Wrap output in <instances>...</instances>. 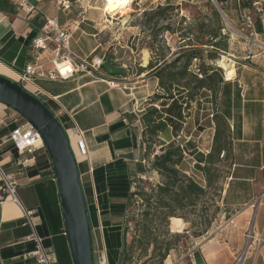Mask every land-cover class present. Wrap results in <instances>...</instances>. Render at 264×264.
Returning a JSON list of instances; mask_svg holds the SVG:
<instances>
[{
	"label": "crops",
	"instance_id": "crops-1",
	"mask_svg": "<svg viewBox=\"0 0 264 264\" xmlns=\"http://www.w3.org/2000/svg\"><path fill=\"white\" fill-rule=\"evenodd\" d=\"M27 1L36 8L32 15L21 10L18 0H0L1 75L15 78L16 72L24 70L31 41L47 17H58L61 24L73 25L72 50L79 59L100 57L102 43L98 26L93 25L96 16L91 12L83 20L77 8L79 4L86 6L89 0H72L77 6L67 13L58 11L56 0ZM146 51L144 61L151 58ZM247 59L237 78L226 79L240 90L239 105L232 109L230 121L234 165L224 190L234 215L206 241L196 244L177 261L174 257L175 264H235L245 249V234L252 223L255 241L243 264H264V242L259 253L254 252L257 241L264 240V50L254 51ZM110 62L119 67L115 61ZM146 67L143 64L141 68ZM138 78L152 84L145 79L146 73L138 74ZM110 79L121 82L125 77L111 76L103 68L94 75L78 73L69 80L39 83L55 99L48 105L59 119H66L74 155L78 165L81 163L82 184L93 192L88 206L95 264H104V259L108 264L119 263L131 178L136 161L144 154L142 104L156 89L152 84L146 91L147 85H143L137 92L128 93L110 87L106 82ZM15 115L11 108L0 104V184L3 171L15 182L20 202L7 200L0 205V264H37L30 256L37 247L36 236L54 254L55 264H73L49 154L40 152L37 160L21 166L18 162L30 155H22L6 142L14 126L9 121ZM211 129L207 154L215 135L214 126ZM117 216L122 220L117 222Z\"/></svg>",
	"mask_w": 264,
	"mask_h": 264
},
{
	"label": "trees",
	"instance_id": "trees-1",
	"mask_svg": "<svg viewBox=\"0 0 264 264\" xmlns=\"http://www.w3.org/2000/svg\"><path fill=\"white\" fill-rule=\"evenodd\" d=\"M228 1L219 4L224 6ZM242 2L247 9L253 5ZM205 9L186 28L183 19L172 27L171 21L179 10L172 2L144 14L145 26L153 25L150 30L153 40L147 47L152 56L148 66L140 68L138 74L146 73L145 79L155 84L156 89L142 104V145L146 157L154 155L153 170L159 180L151 183L139 179L138 174L147 172L142 164H137L126 204L124 240L118 264L131 262L137 250L140 264H164L181 240L171 230V219L190 222L188 218L197 216L199 202L207 194L205 187L194 179L195 174H201L210 187H218L221 180L231 175L234 162L230 121L232 109L239 105L240 90L226 81L223 68L217 64L229 51L221 10L211 2L206 3ZM160 22H165L166 26L158 30ZM257 31L262 33L261 22H257ZM163 32L180 35L183 42L171 60L158 42ZM167 50L171 52L170 47ZM200 114L215 128L208 154L199 151L192 140H183L182 144L179 141V137L183 139V133H187L192 119L196 136L204 132L206 126L201 124ZM60 120L68 129L66 119ZM188 159L193 160V167ZM225 163L229 167L223 176ZM79 169L81 172V163ZM82 186L89 205L93 192L90 187ZM136 199L141 201L139 206ZM132 207L134 210L130 211ZM128 213L130 218H127ZM131 224L134 237L128 244L126 237ZM201 236L203 234H196L197 238Z\"/></svg>",
	"mask_w": 264,
	"mask_h": 264
},
{
	"label": "rangeland",
	"instance_id": "rangeland-1",
	"mask_svg": "<svg viewBox=\"0 0 264 264\" xmlns=\"http://www.w3.org/2000/svg\"><path fill=\"white\" fill-rule=\"evenodd\" d=\"M245 2L253 3L248 10L251 12L252 17L258 22H261V18L264 17V0H244ZM167 2H172L175 6H179V10L175 13L178 16L171 21L172 27L175 28L180 20H184L183 27L186 28L193 22L195 18L198 17L199 13L205 12V5L207 2H211L216 8L222 11L225 18L222 17L223 23L225 25V32L229 38V51L226 55H223L218 61V66L223 65L228 69L234 70V75L232 78H237L238 73H240V67L243 63L248 62L247 57L251 56L254 51L264 50V37L262 35L258 36L255 40L258 43H253L254 39L250 38V31L245 30L242 25V21L239 17V5L235 0H229L228 4L218 6L212 0H134L129 9L125 12V15H117L115 17L108 16L104 11V4L99 0H89L87 2L88 15L94 12L96 16V23L94 26H98L97 31L99 33L100 41L102 47L99 50L98 56H105L107 59L113 60L116 65L124 68V65L128 67V72L123 75L125 79L123 80L128 87V93L137 92L139 87L147 85V82L143 83L141 78H138V70L143 67L145 63L144 58L147 57L148 45L153 40L151 35V27L145 26V12H151L153 9L159 5H165ZM222 7L224 10H222ZM240 7L244 9L243 2L241 1ZM87 16V15H86ZM165 22H160L156 29L160 30L164 28ZM237 31L242 32L246 38L242 37ZM244 31V32H243ZM180 35H173L170 32L162 33V37L158 38V42L165 49V55L168 59H172V54L178 51V47L183 43L181 42ZM170 47L171 52H168ZM251 48V49H250ZM149 50V49H148ZM150 56H152L149 50ZM108 60V61H110ZM150 58L148 60V63ZM148 66V64L146 65ZM223 68V67H222ZM224 70L225 79L226 70ZM152 84H148L145 90H151ZM194 115V111H193ZM192 115V116H193ZM200 119L202 125L206 126L204 132L199 133L196 136V127L193 123V119L190 121L187 133H183V139L179 137V141L182 144L183 140H192L194 144L198 147L199 151L207 154L209 147L211 145L213 131L211 127L206 123L203 118V114H200ZM191 166L193 167V160L188 159ZM229 164L225 163V169L223 171V176H226L228 172ZM196 173V172H195ZM194 179L201 184L206 189V196L199 202L198 214L197 216L189 217L190 222L185 223L184 230L179 232H174L180 236V243L175 250L171 251L170 256L164 264H175L174 257L176 261L183 257L188 250L196 246V244L206 241L211 234L216 231L219 227L223 226L232 215H234V208L227 204V196H224V190L228 183V178L225 177L221 180L218 187H210L204 180L201 174L196 173ZM193 176V175H192ZM157 180L158 176H156ZM221 188V191H219ZM264 192V191H263ZM137 206L141 204L139 199ZM136 203V202H135ZM136 206V207H137ZM134 210L132 207L130 209ZM130 218V213H128L127 218ZM122 218L117 216L116 221H121ZM124 224V223H123ZM124 228V227H123ZM124 231V229H123ZM203 234V236L197 238L196 234ZM173 234V233H172ZM134 237V225H130V231L127 234V243L130 244ZM124 240V234H123ZM99 249V248H98ZM152 250V249H151ZM140 251H136L132 254V261L127 264H140L139 260ZM98 255V254H97ZM146 260V259H144ZM104 264L106 260L104 259ZM110 264V262H109Z\"/></svg>",
	"mask_w": 264,
	"mask_h": 264
},
{
	"label": "built area",
	"instance_id": "built-area-1",
	"mask_svg": "<svg viewBox=\"0 0 264 264\" xmlns=\"http://www.w3.org/2000/svg\"><path fill=\"white\" fill-rule=\"evenodd\" d=\"M99 1L105 3L108 0ZM212 1L217 5V0ZM235 1L239 5V17L242 21V25L245 27V30L250 31L249 36L254 39L253 43H255V39L260 36L257 31V21L252 17L251 12L247 8L242 9L240 7V3L243 0ZM76 3L72 2V0H56V8L59 12L67 13L72 11L74 7L77 6ZM18 4L25 14L32 15L35 13V6L31 5L27 0H18ZM88 7V5L85 6L83 4H79L77 7L80 11L79 14L81 19L83 20L88 13ZM222 17L225 18L223 14ZM72 28L73 25L61 24L58 17H47L44 25L39 30V33L31 41L29 62L22 72H16L14 74L15 78L13 80L19 83L24 90L41 99L47 105L51 100L55 99L41 87L39 84L41 81L69 80L74 78L78 73L94 75L103 69L104 63L108 62L106 61L105 56L94 57L91 60L79 59L72 50L74 36ZM261 28V35L264 37V17L261 18ZM237 32L242 37L246 38L242 32ZM124 67L127 73L129 71L128 67L126 65H124ZM106 82H108L109 86L112 88L129 90L126 83L123 81L119 82L114 79H110ZM12 111L14 110L12 109ZM54 113L56 115L55 111ZM9 123L14 124V126L9 130L6 142L10 143L13 147L19 150L22 155H30V158L20 160L18 162L19 165L25 166V164L31 160H37L40 152H42L43 155L48 153L41 133L22 115L16 112V115L11 118ZM79 134H81V132H79ZM69 137L71 138L70 135ZM84 145L83 141L80 142L82 149L85 148ZM136 162L142 164L147 172L146 174H138L137 176L139 179L155 183L157 181V173L153 170L154 155L146 157L144 149L143 156ZM49 168L53 170L50 160ZM7 200L20 203L17 197L15 182L10 178V176L6 175L2 171V180L0 184V205L5 203ZM35 240L37 241V247L33 252H31L30 256L36 260L37 264H55L54 254L50 250L43 247L41 240L37 236L35 237ZM245 240V249L242 254L237 257L235 264H243L248 252H250L252 246L254 245L253 242L255 241V233L253 223L245 234ZM263 242L264 240L262 238L257 241L256 248L254 249L256 254L259 253L260 246Z\"/></svg>",
	"mask_w": 264,
	"mask_h": 264
},
{
	"label": "water",
	"instance_id": "water-1",
	"mask_svg": "<svg viewBox=\"0 0 264 264\" xmlns=\"http://www.w3.org/2000/svg\"><path fill=\"white\" fill-rule=\"evenodd\" d=\"M225 1L217 0V6ZM103 68L111 76L126 74L124 68L115 67L110 62L104 63ZM0 103L18 112L41 133L59 190L73 264H95L89 206L67 130L45 102L1 74Z\"/></svg>",
	"mask_w": 264,
	"mask_h": 264
},
{
	"label": "bare ground",
	"instance_id": "bare-ground-1",
	"mask_svg": "<svg viewBox=\"0 0 264 264\" xmlns=\"http://www.w3.org/2000/svg\"><path fill=\"white\" fill-rule=\"evenodd\" d=\"M134 0H108L104 4V11L108 16L115 17L119 14L125 15V12L129 9V6ZM258 43V42H255ZM148 64V60L145 61L144 65ZM226 71L227 80H232L234 75L233 69H228L224 65L222 66ZM1 104V103H0ZM3 105V104H2ZM185 223L180 218L171 219V230L173 232L181 233L185 228Z\"/></svg>",
	"mask_w": 264,
	"mask_h": 264
}]
</instances>
